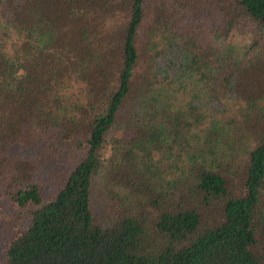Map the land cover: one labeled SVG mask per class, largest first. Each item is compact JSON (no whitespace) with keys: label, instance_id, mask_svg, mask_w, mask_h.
I'll return each mask as SVG.
<instances>
[{"label":"trees","instance_id":"trees-1","mask_svg":"<svg viewBox=\"0 0 264 264\" xmlns=\"http://www.w3.org/2000/svg\"><path fill=\"white\" fill-rule=\"evenodd\" d=\"M0 264H264V0H0Z\"/></svg>","mask_w":264,"mask_h":264},{"label":"rangeland","instance_id":"rangeland-1","mask_svg":"<svg viewBox=\"0 0 264 264\" xmlns=\"http://www.w3.org/2000/svg\"><path fill=\"white\" fill-rule=\"evenodd\" d=\"M107 25L111 26L112 25V21L111 20H108ZM108 154H109V147H107V149H106V155H108ZM148 235H149V237H151L152 236V233L151 234L149 233ZM148 246H149V244H148Z\"/></svg>","mask_w":264,"mask_h":264}]
</instances>
